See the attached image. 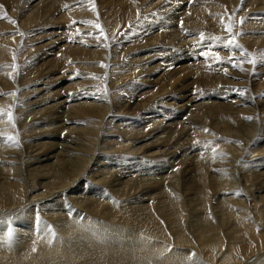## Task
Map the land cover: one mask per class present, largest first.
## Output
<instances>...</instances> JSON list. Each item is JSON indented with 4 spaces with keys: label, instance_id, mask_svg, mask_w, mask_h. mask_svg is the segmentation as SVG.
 Returning a JSON list of instances; mask_svg holds the SVG:
<instances>
[{
    "label": "bare ground",
    "instance_id": "bare-ground-1",
    "mask_svg": "<svg viewBox=\"0 0 264 264\" xmlns=\"http://www.w3.org/2000/svg\"><path fill=\"white\" fill-rule=\"evenodd\" d=\"M49 26L59 37L37 46ZM262 55L264 0H0V211L27 208L0 219V250L35 240L31 264H264ZM101 169L118 189L89 179ZM49 170L60 185L36 194ZM82 189L94 197L72 202L77 231L54 234L34 208L61 215ZM99 211L138 245L107 240L116 225L88 219Z\"/></svg>",
    "mask_w": 264,
    "mask_h": 264
},
{
    "label": "rangeland",
    "instance_id": "rangeland-1",
    "mask_svg": "<svg viewBox=\"0 0 264 264\" xmlns=\"http://www.w3.org/2000/svg\"><path fill=\"white\" fill-rule=\"evenodd\" d=\"M157 1H159V0H151V2H157ZM39 31H43V32H39ZM61 32V30H58V28L56 27V26H49V27H47V28H42V29H39V30H36V31H34V33H35V37H38L39 39L36 41L37 43H36V45L37 46H43L44 44H46V43H48L49 41H52V40H55V39H57L58 37H59V35L57 34V33H60ZM170 70H172V68H170ZM47 76H43V78H46ZM39 87L40 88H42V85H39ZM53 88V84L52 85H50V89H52ZM45 91V90H44ZM44 91H42V92H44ZM58 101V100H57ZM56 103V102H55ZM194 104H197V103H194ZM64 106V105H63ZM59 112H57V113H54V114H52L51 116H50V120L51 119H53V117L55 116L56 118H55V120L53 119V120H51L50 122L52 123V124H54V122H55V124L53 125V126H51V130H53L54 128H56V129H58V127H57V124L56 123H58L59 122ZM58 116V117H57ZM158 120H164V123H167V124H169V123H171V121H170V119H164V117L163 116H161ZM157 124H158V126H157V129L158 130H161L162 129V127L159 125L160 124V122H156ZM54 131V130H53ZM160 134H158V136H159ZM56 136L57 135H53V136H51V137H49V139L50 140H52V141H55V139H56ZM62 138H63V136H62ZM48 140V139H47ZM57 141H60V140H57ZM30 142H32V143H30ZM20 143V142H19ZM18 143V147H19V145H21V144H19ZM27 143H30L31 145L34 143L33 141H27ZM144 143H141V144H138L137 145V147H140L141 145H143ZM14 146H17V145H14ZM63 146H65V148H63ZM57 147H59V148H62V152H68L69 150H70V148H69V145L67 146V145H63V144H61V145H57ZM67 148H69V149H67ZM59 152V151H58ZM61 152V153H62ZM55 154V153H54ZM54 154H52L51 155V157H53V155ZM137 154H140V151H138V153ZM51 157L49 158H47L48 160H46V159H44V158H41V160L39 161V158H38V161L36 160V163L37 162H39L38 164H36V167H40V165H42V164H51L52 162H53V160L51 159ZM65 158H67V157H65ZM180 158V157H179ZM42 159H43V161L44 160H46V161H48V162H42ZM52 160V161H51ZM55 160V159H54ZM17 165V166H16ZM15 166L16 167H20V170H22L23 171V175H24V173L27 175V173H26V171L24 170V168H22L23 167V164L22 163H20V164H16ZM43 166H45V165H43ZM43 166H41V167H43ZM49 168V167H48ZM117 169V168H116ZM115 169V170H116ZM90 170H91V168H90ZM101 171H103V169H101V170H99L98 172H93V173H91V174H89V179L94 183V184H101V183H104V184H106L107 186H109L110 187V185H111V182H112V176L110 175V174H106L105 176H101ZM52 170H49V173L48 174H46V172L44 173L45 175L43 176V178H40V179H35L34 180V182H33V180L31 181V183H33L34 184V191L33 192H36L37 191V193L36 194H39V193H44V191H49V190H51L52 189V187H54V186H57V185H60V183H61V179L57 176V177H55L58 173H56V172H54V173H52ZM53 175H55L54 177H53ZM92 175V176H91ZM94 175V176H93ZM108 175V176H107ZM25 178V177H24ZM96 178V179H95ZM59 181H58V180ZM101 179V181H99ZM40 180V181H39ZM55 180L56 181H58V182H56L55 183ZM54 181V182H53ZM2 182V179H0V183ZM27 182H29V181H27ZM91 182V183H92ZM119 181H117L115 184H117ZM181 182V181H180ZM11 183H12V181H11ZM92 183V184H93ZM29 184V183H28ZM54 184H57V185H54ZM118 184H120V183H118ZM5 187H8V185H9V182H7V183H4L3 184ZM27 185V184H26ZM49 185V186H48ZM84 186V185H83ZM48 187H50V188H48ZM83 188V187H82ZM45 189H47V190H45ZM49 189V190H48ZM88 190H90L91 191V189H89V188H87ZM87 189H85V190H83L82 189V191H81V194L79 195V194H77V195H68V196H64V200L66 201V203H64V204H62V207L64 208V206L63 205H66L65 206V209H63L62 207H57V212H58V214L60 213L61 215H53V216H50L49 214H53V213H56L55 211H51V209L53 210V208H50V209H47V213L46 214H44V213H42L43 211H41V209H39L38 207H37V209L36 208H34L36 211H37V213H36V215H37V217L39 218H41V216L42 217H44V218H42V220L44 221V222H46L47 223V226H49L48 228H50V229H52L53 230V233L54 234H57V231H58V228H60L61 230H65V232L67 231V232H71V231H77V229H78V227L80 226V225H78V226H76V225H73V223L72 222H70L69 220V218H74V216L72 215V214H70V213H73V214H76V212H71L70 211V209L72 208L71 206H73L74 207V204L72 203V202H75L76 201V199H79V198H87V197H94V194H88L87 192ZM114 189H118V187H110V189H107V190H114ZM19 189H18V187H15V188H11V189H9V190H6V192H8V193H11V192H14V191H18ZM106 190V189H105ZM30 193H32V190L30 191ZM30 193H28V196L30 195ZM42 193V194H43ZM62 193V192H61ZM109 193V192H108ZM67 195V194H66ZM108 195V194H107ZM72 196V197H71ZM35 204V203H34ZM72 204V205H71ZM34 207V206H33ZM76 207V206H75ZM63 209L62 211L61 210H59V209ZM69 208V209H68ZM75 209H77V208H75ZM17 210H19L18 209V207H15V206H13V207H11V208H6L5 210H1L0 211V219H11V218H13V217H16V216H19V215H21L22 213H24L26 210H27V208L26 207H24V211L21 213V212H18ZM50 210V211H49ZM59 210V211H58ZM21 211V210H20ZM39 211V212H38ZM75 211H77V210H75ZM216 211V215H219V214H221V211H218V210H215ZM263 211H264V208H263ZM11 212V213H10ZM3 213H4V215H3ZM6 213V214H5ZM17 215H16V214ZM21 213V214H20ZM99 214H101V211H99L98 212ZM42 214V215H41ZM63 214V215H62ZM83 214H85V213H83ZM95 214L96 213H90V217L88 218L89 220L91 219V220H95V221H98L99 223H103L104 224V222L105 223H107V224H110V223H112L113 225H116L115 227L116 228H112V230L109 228V227H106L107 228V230H108V237H107V240H109V237H113V244H115L114 242H116V243H118V242H124V244L126 243V244H130V246H128L127 248L128 249H130V248H134L136 245H138L137 243H134V242H132V240L133 241H135V240H138L137 239V236L135 235V231H138V229H136V228H126L127 226H124V225H121V224H118V223H113V222H108V220H106L105 219V217L102 215V217L101 216H98V217H96L95 216ZM259 215H261V216H263V214H261L260 212L258 213ZM40 215V216H39ZM71 215V216H70ZM77 215V214H76ZM1 216H3V217H1ZM5 216V217H4ZM198 217V215H195V216H193V220H195L196 218ZM97 219V220H96ZM64 221V222H62L63 223V225L62 224H59V222L60 221ZM102 220H103V222H102ZM68 223H67V222ZM78 222H81L80 220H77V223ZM72 223V224H71ZM75 223H76V221H75ZM74 223V224H75ZM65 224H68V225H65ZM73 225L72 226V228H71V225ZM105 225V224H104ZM121 225V226H120ZM10 227L9 228H11V224L9 225ZM63 226H66L65 228L63 227ZM68 226H70V227H68ZM109 226V225H108ZM118 226H119V228H118ZM61 227H63V228H61ZM69 228V229H68ZM77 228V229H76ZM125 229V230H123V229ZM220 228V230H221V233L222 234H225L226 233V230H227V228L228 227H226V226H220L219 227ZM72 229V230H71ZM116 229V230H115ZM118 229V230H117ZM128 229V230H127ZM63 230V231H64ZM118 232V234H117V232ZM129 231H134V232H129ZM66 232V233H67ZM111 232V233H110ZM113 232H115V234L113 233ZM121 232H122V235H120L121 234ZM126 234H125V233ZM76 232H74V234H72V235H70V234H68L69 236H71L72 237V239L73 240H76L77 239V236H78V238L79 237H81L80 239H82L83 238V234L81 233V232H78L77 234H75ZM129 233H131V235H134V236H131ZM38 234V233H37ZM110 234V235H109ZM125 234V235H124ZM77 235V236H76ZM130 237H129V236ZM237 235H238V233H237ZM237 235H235L234 237L237 239ZM21 236H25L24 234L22 235L21 234ZM120 236H123V237H120ZM102 237V240L103 241H106L105 240V236H101ZM24 238V237H23ZM129 240V241H128ZM21 240H18V242H17V244L20 246V245H22V246H20L21 247V249H17V250H15L14 252H12V253H8V255H6V251H4V249H1L0 250V262L2 261V263H0V264H17V260H18V263H20V262H22V264H31V262H34L35 260L34 259H32L31 261L29 260V259H31V258H37L36 257V254L37 255H40V252H37L36 253V251H31L30 250V248H27V247H30L31 245H33L34 243H37V242H35V240H33V241H31V240H29L28 241V243H29V245H27L28 243L26 242V241H24V243H27L26 245L24 244H22V242H20ZM32 242H34L33 244H32ZM39 242V241H38ZM123 242L122 243H120V247H121V249H123V247H122V245L121 244H123ZM128 242V243H127ZM130 242V243H129ZM138 242V241H137ZM24 246V247H23ZM26 246V247H25ZM132 246V247H131ZM125 247V246H124ZM126 248V247H125ZM22 250V251H21ZM36 250H38V249H36ZM198 250H199V248H197V252H198ZM34 252V253H33ZM71 253V252H70ZM11 254H15V255H11ZM21 254H22V256L23 255H26V256H21ZM4 256V257H3ZM14 256V257H13ZM30 258H29V257ZM33 256V257H32ZM27 257V258H26ZM8 258V259H7ZM11 258H14L13 260L11 259ZM29 258V259H28ZM88 258H90V256H88ZM64 259L66 260L67 258H65V257H63V258H61V259H59V258H56L55 260H54V264H61V262L62 261H64ZM69 259V258H68ZM71 259V258H70ZM83 259V260H82ZM221 259V258H220ZM219 259V260H220ZM20 260V261H19ZM29 260V261H28ZM34 260V261H33ZM78 260H80V262L78 261ZM16 261V263H14ZM77 261V262H76ZM63 263H65V262H63ZM62 263V264H63ZM74 263H77V264H87L86 263V261H85V258H75L74 259ZM65 264H69L68 262H66ZM73 264V263H72ZM255 264H262V261H258L257 260V262L255 263Z\"/></svg>",
    "mask_w": 264,
    "mask_h": 264
},
{
    "label": "snow or ice",
    "instance_id": "snow-or-ice-1",
    "mask_svg": "<svg viewBox=\"0 0 264 264\" xmlns=\"http://www.w3.org/2000/svg\"><path fill=\"white\" fill-rule=\"evenodd\" d=\"M241 23H243V20L241 21ZM97 27H99V26H97ZM226 30H229V29H226ZM236 46L239 47V45H236ZM216 59H218V57H216ZM261 60L264 61V55H262ZM247 62L250 63V64H253V65L256 64V61L254 59H249ZM2 115H4V113L3 112H0V116H2ZM8 120H9L10 123H14L15 117L11 113H9L8 114ZM205 131H207V129H205ZM7 139L9 141H12L13 143H15L14 138L7 137ZM33 251H35V249H33Z\"/></svg>",
    "mask_w": 264,
    "mask_h": 264
}]
</instances>
